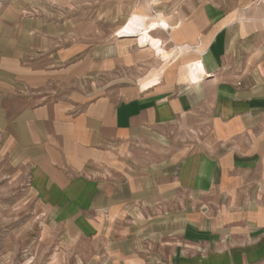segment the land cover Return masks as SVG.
<instances>
[{"label":"crops","instance_id":"crops-1","mask_svg":"<svg viewBox=\"0 0 264 264\" xmlns=\"http://www.w3.org/2000/svg\"><path fill=\"white\" fill-rule=\"evenodd\" d=\"M150 2L178 26L119 37L131 7L105 32L55 0L5 4L1 146L31 166L39 188L97 211L106 264H156L148 220L160 222L161 252L177 257L159 264H264V28L252 27L264 18L242 11L257 2L264 14V0ZM156 36L170 51L154 53ZM183 44L197 49L153 85L135 82ZM140 206L142 230L124 222Z\"/></svg>","mask_w":264,"mask_h":264},{"label":"rangeland","instance_id":"rangeland-1","mask_svg":"<svg viewBox=\"0 0 264 264\" xmlns=\"http://www.w3.org/2000/svg\"><path fill=\"white\" fill-rule=\"evenodd\" d=\"M55 1L57 4L70 6L76 15L102 21L105 32L110 27L112 18L117 15L118 10L121 15H124L131 7L133 10L127 19L120 20V27L116 31L119 37L134 38L133 34H135L139 38H144V35L141 36L138 30L152 13L150 10L147 13L141 8V5H147V0ZM10 2L12 0H0V10ZM256 4L248 10L242 11L250 18H264L263 13H256L261 10V6ZM157 27L159 28H155V30H172L166 24ZM252 27L264 28V22L253 23ZM156 38H159L158 43L162 47L159 48L155 45L154 53L163 50V48L170 51V47L166 46L162 38L158 36ZM204 43L206 42L201 44L200 50L196 51V54H202L205 51ZM171 53H173L172 49ZM164 62L166 64L168 60ZM192 62L205 64L200 56L194 58ZM147 71L142 70L141 74L134 79L135 82L138 83ZM151 71L156 72L157 70ZM140 85L142 86V84ZM34 176L30 165L20 162L11 155H6L5 149L0 143V264H106L107 254L101 251V247L97 244L98 238H96V231L102 230L101 226L105 222L100 221V223L97 220V217H100L97 211L91 210L88 213L87 210H83L79 206L74 210L70 205L63 203V197L56 190L47 187V182L44 181V186L39 188L34 181ZM54 201H56L55 204ZM150 211L152 215L154 211L157 214L159 212L156 208H152ZM134 213L135 217L126 216L125 224L129 222L128 218L130 220L135 218L136 222L130 221V223L136 224L140 230L144 229L140 223L143 220L139 221L138 218H143L141 214L146 215L147 209L140 206ZM147 222L157 232V237H147V252L145 251L147 257L155 261L156 264H159L161 258L167 256L169 260H176V254L171 249L168 252L160 250V246L163 245L158 235L160 222L155 220ZM168 240L167 244L170 247L174 244L172 241L175 240L170 238ZM101 241L99 244H102Z\"/></svg>","mask_w":264,"mask_h":264},{"label":"bare ground","instance_id":"bare-ground-1","mask_svg":"<svg viewBox=\"0 0 264 264\" xmlns=\"http://www.w3.org/2000/svg\"><path fill=\"white\" fill-rule=\"evenodd\" d=\"M157 3H158L157 0H151V2L149 4L150 5H155ZM141 8L144 11H146L147 13L149 12L148 11L149 10V6L147 7V5L146 6L145 5H141ZM152 13H151L150 17L148 19H146L140 25V28L138 30V33L141 36L142 35L146 36L147 34H149V32H151L152 29L156 28L158 25L161 26L163 24H166L170 28H175V27L178 26V24H174L170 19H168L167 17H165L163 14H161V13L152 14ZM174 48L175 49H174V51L172 53L173 55H172L171 60L169 62H167L166 64H164L156 72L150 71V72L146 73L143 77H141L139 79V82H140V84H142V87H147V86L153 85L155 82H157L161 78V75H162L161 72L163 71V69L166 68V66H167L168 63L174 61L175 59H177L182 54H186V53H188L190 51H195L197 49V46L192 45V44H183V45L176 46ZM162 63H164V62H162Z\"/></svg>","mask_w":264,"mask_h":264}]
</instances>
